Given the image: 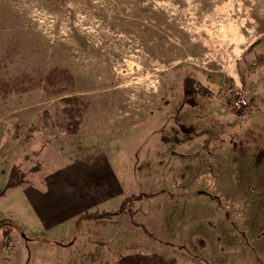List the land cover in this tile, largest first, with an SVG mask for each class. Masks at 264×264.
Listing matches in <instances>:
<instances>
[{
	"label": "rangeland",
	"instance_id": "obj_1",
	"mask_svg": "<svg viewBox=\"0 0 264 264\" xmlns=\"http://www.w3.org/2000/svg\"><path fill=\"white\" fill-rule=\"evenodd\" d=\"M258 53L264 0H0V220L23 264H264ZM98 149L123 190L102 210L133 229L37 234L25 187Z\"/></svg>",
	"mask_w": 264,
	"mask_h": 264
},
{
	"label": "crops",
	"instance_id": "obj_2",
	"mask_svg": "<svg viewBox=\"0 0 264 264\" xmlns=\"http://www.w3.org/2000/svg\"><path fill=\"white\" fill-rule=\"evenodd\" d=\"M108 163L109 158L106 152L103 149H98L93 153L83 155L81 158L73 161L70 160L60 166L59 170L63 171L56 176L52 175L53 177L47 178L42 190L33 184H28L25 187L27 199L35 213L37 221H39L38 225L41 226V229H38L36 233L46 232L45 234H47L49 231L62 233L66 229L65 226H73L75 227V233L72 232L71 228L69 230L71 236L75 234L72 236V242L69 243L73 244L74 238L79 233L81 235L83 232L86 233L87 231H84L86 229L99 228L100 231H103L109 227L106 231L110 232L112 228L113 232V229L118 226L120 229H123L122 233H126L127 229H133L134 225L129 220L130 216L128 215L130 207L126 204L125 210L127 211L119 214L115 211L119 208L118 206L108 219L102 220L106 224H94L97 221L96 219H85L81 223L79 230L76 231L77 219L82 214L95 210L102 211L108 205L114 204L116 202L115 199L123 192L110 165L108 167ZM53 178L56 179L54 180ZM123 216L124 218L121 219ZM27 229L33 232L36 228H29L24 225L23 236L29 239L25 233ZM62 235L64 236V233ZM30 239H35V237ZM57 239L58 236H54L49 237L47 241L54 243L53 240ZM114 243L119 245V237H116V241H114L112 233L110 249L118 251L119 248L116 249L113 246ZM23 244L21 241L14 250L12 257L15 264H23L25 257L21 250H19V247H24ZM112 261L113 259L110 264H113Z\"/></svg>",
	"mask_w": 264,
	"mask_h": 264
},
{
	"label": "trees",
	"instance_id": "obj_3",
	"mask_svg": "<svg viewBox=\"0 0 264 264\" xmlns=\"http://www.w3.org/2000/svg\"><path fill=\"white\" fill-rule=\"evenodd\" d=\"M256 43H258V40L254 44H256ZM252 46H250L249 49H251ZM255 58H256V62L254 64H251L249 66V68H248V71L250 73H253V74L256 73V71L259 68L264 66V53H258ZM66 75L68 77L67 81H71L72 80L71 75L70 74H66ZM65 77L66 76H64V79H65ZM190 79H191V76L186 77L185 82L188 83L190 81ZM228 106L230 107V104ZM254 106H255V99H252L251 101L248 102V104L244 107L242 112L239 114L240 118L241 117H245V116L251 117L254 114L255 109H257V105H256V107H254ZM51 120H52L51 115L47 111L44 112L43 121H44L46 126L50 125ZM15 166L16 165L12 166V168L9 171L8 178H7L8 181H7V185H6L5 188L12 187V186H15L17 184L18 179L16 178V173L15 172H17V171H16V167ZM115 211H117L120 214V213H124L126 210H125V207H124L121 210L118 209V210H115ZM113 213H114V210H112V211L95 210V211L86 212V213L82 214L77 219L76 231L79 230V227H81V223L85 219H98L99 217L100 218H104V217L108 218ZM15 226H17L16 222L11 220V219H2V220H0V231L3 230V233H0V236L10 235V232L14 229ZM140 226H143V225L140 224Z\"/></svg>",
	"mask_w": 264,
	"mask_h": 264
},
{
	"label": "built area",
	"instance_id": "obj_4",
	"mask_svg": "<svg viewBox=\"0 0 264 264\" xmlns=\"http://www.w3.org/2000/svg\"><path fill=\"white\" fill-rule=\"evenodd\" d=\"M229 104L232 109L243 110L248 104L246 94L240 92L231 98ZM19 242L20 239L13 235L0 236V264H15L12 256Z\"/></svg>",
	"mask_w": 264,
	"mask_h": 264
}]
</instances>
